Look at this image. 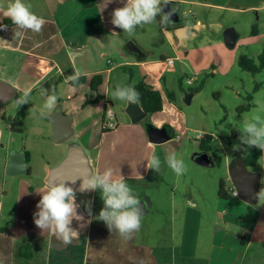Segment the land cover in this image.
<instances>
[{
  "label": "crops",
  "instance_id": "1",
  "mask_svg": "<svg viewBox=\"0 0 264 264\" xmlns=\"http://www.w3.org/2000/svg\"><path fill=\"white\" fill-rule=\"evenodd\" d=\"M9 2L0 0V24L5 25L4 20L8 18L4 16V11ZM24 2L31 5V11L44 18L45 24L40 32L18 29L15 24H7L6 30L0 29V81L16 90L11 100L0 105V126L8 131L5 141L3 137L1 141L0 167L3 164L5 173L19 177L16 200L9 197L4 186L0 188V227L6 228L0 232V264H264V218L260 219L258 209L252 215L240 217V206L249 202L231 195L232 188H236L230 172L232 163L228 164L232 186L229 189L226 187L228 197L219 196L218 210L210 219L212 241L205 253V241L203 248L200 234L205 216L199 205H192L191 189L189 196L181 202L184 206L182 212L178 210L179 214L182 213L183 224L181 239L176 240L175 205L179 202L176 201L178 182H175V174L173 183H169L171 191H165L169 194L165 201H169L171 214L164 218L170 221L171 231L158 225L154 230L144 226V217L153 213L156 203L155 198L146 196L145 192L163 194L169 171L164 162L166 147H174L176 155L179 152L180 144L174 134L175 123H149L145 122L146 118L139 122H133L131 118L130 121L123 119L120 123L117 117V126L113 130L103 131L106 110L110 107L107 96L112 82L111 73L118 65L156 63L161 77L171 65L168 58H174V64L175 54L176 58H189L197 56L200 49L204 51L202 45L198 47L194 42H183L180 31L191 30L194 24L200 25L202 17L209 21L214 11L239 12L250 18L251 12L259 13L264 9V0H173L180 9L182 21L169 25L161 22L163 14L156 17L160 24L159 34L171 47L167 49L162 42L156 51L155 48L141 45L135 37L122 36V29L111 23L114 9L123 7L126 0ZM188 6L192 10V24L182 15L188 14ZM228 26V21L219 20L204 27L209 46L214 44L212 35L217 46L224 42V32ZM15 31H21L22 36L14 38ZM156 53L161 62L158 58L150 59ZM70 69L74 73L81 71L86 81L79 85L71 84L68 77L64 76ZM172 71H175V64ZM95 74L102 75V82L93 90L91 81ZM55 77H59L61 84L66 83L68 97H57L56 106L47 114L52 124L53 141L65 143L66 146L56 164L45 163L44 175L39 183H34L32 176L36 172V163L33 151L28 145L23 146V143L11 146V134L15 130L12 129L13 121L6 123L5 107L15 98L18 101L28 90L30 94L39 91L41 95H52L44 85ZM54 86L58 90L60 85L54 83ZM98 95L103 96V101L96 99ZM150 126L166 128L168 138L161 142L153 141ZM126 127L132 128L129 134ZM117 136L121 137L114 140ZM75 144L83 147L93 171L103 172L112 168L114 176L123 177L138 199L149 201L150 209L141 215V227L132 239H123L117 230L110 231L106 223L99 219V212L104 206L99 189L89 193L76 192L77 212L72 227L77 235L70 245L65 247L52 232H42L35 225L33 214L41 198L38 191L45 187L51 170ZM89 148L96 151L95 157L87 153ZM16 151L25 153L27 168L24 172L11 174L8 172L9 163L11 154ZM153 153L161 159L159 173L147 168L146 158ZM224 181L226 183L227 180ZM261 188H264L263 176ZM89 207L91 214L88 212ZM158 209L162 211V207ZM155 215L163 216L158 213Z\"/></svg>",
  "mask_w": 264,
  "mask_h": 264
},
{
  "label": "rangeland",
  "instance_id": "2",
  "mask_svg": "<svg viewBox=\"0 0 264 264\" xmlns=\"http://www.w3.org/2000/svg\"><path fill=\"white\" fill-rule=\"evenodd\" d=\"M186 8L188 14L182 13V15L192 24L194 22L190 20L192 19V10L189 6ZM211 17L209 21L202 17L201 26L194 24L191 25V30L184 29L180 31L183 42H194L198 47L202 45L204 51L200 49L197 56L189 58H176L175 54V71H172L174 66L172 63L168 66L167 73L162 74L161 77L156 63L118 65L111 73L112 82L107 96L110 107L115 111L116 117L121 123L123 119L130 121L131 117L127 112L128 101L111 99V93L115 91L117 85L130 86L144 79L162 91L164 108L158 111L159 114L156 112L149 114L145 122L152 123L155 121L161 123L170 121L175 123V133L179 140L176 141L180 144L177 158L184 161L187 170L182 175H177L169 168L163 185V194L158 193L156 195L153 192H145L146 196L155 198L156 203L153 213L148 215L149 217H144V226L154 230L156 229L155 226L158 225L167 231H171L170 221L167 222L168 220L164 218L171 214L169 201H165L169 194L165 191H171L169 183H173L172 180L175 174V182H178L175 194L177 196L176 201L179 202L175 205L176 240L181 239L182 232V213L179 214V211L182 212L184 206L182 207L181 202L189 196L188 193L191 189L193 192L192 205H199L205 216L204 223H202V232L200 233L202 247L205 241V248L203 247L205 253L206 250H209V242L212 241V238H210V233H212L210 219L214 217L218 210L220 180H227L226 187L228 189L232 186V182L229 180L228 164L229 162L235 163L238 158L243 157V151L250 148L245 144H241V132L238 128L245 119L251 117L253 110L258 108L257 100L264 107V70L252 73L243 69L238 62L241 54H246L257 60L263 49L264 9L260 10L259 13L257 11L251 12L250 18L239 12L225 13L220 11H214ZM219 20L228 21L229 25L234 27L239 34L233 47L229 46L226 40L217 46L213 35L211 41L214 44L209 46L210 43L204 32V27H208L213 22L217 23ZM166 24L173 23L168 22ZM254 25L258 27V34L252 33ZM159 27V21L155 18L152 23L137 26L133 33L121 30V35L135 37L141 45L149 49L155 48V51L162 45V42L165 43L164 46L167 49H171L164 36L159 34ZM157 58L161 62L158 53L150 57V59ZM189 78H194L192 84L188 82ZM54 83H59L58 90H56ZM257 84H259L258 88ZM199 86H201L200 89L194 91L193 88ZM44 87L48 89L49 93H53L57 97H63L64 99L68 97L67 85L66 83L61 84L59 77H55ZM170 91L175 92L174 99L169 98L168 92ZM190 92L194 93L191 100L188 101L187 96ZM46 98L47 96L41 95L38 91L30 94L29 103L27 104L20 105L15 98L5 107L6 123L10 124L13 121L15 126L23 128L22 131H14L11 134L13 138H11V146L23 143V146L28 145L33 151V159L36 163V172L32 176L34 183H39L44 175L45 163L56 164L63 156L66 146L65 143L53 141L52 124L48 119V114L45 116L40 114ZM96 99L103 101V96L98 95ZM169 102L172 104H169ZM125 130L129 134L132 128L126 127ZM7 132L6 129L4 130L0 126V156L2 155V137L5 141ZM199 132L212 135L211 146L215 152L212 165H201L192 157L194 153L203 151L201 147L203 140L195 137ZM109 136L111 137V135ZM190 136H194V138H190ZM119 137L121 136L115 137L114 140L119 139ZM108 143L109 141H107ZM86 151L92 157H95V150L89 148ZM249 168L261 172L264 177V153L258 159L257 164ZM22 176L27 177V175ZM18 185L19 177L5 173L2 164V167H0V188L4 186V189L9 193V197L15 199L18 193ZM158 207H162V211ZM256 209L260 211V219L264 218V201L243 203L238 213L240 217L252 215ZM176 210H179L178 213ZM155 213L163 214V216H157Z\"/></svg>",
  "mask_w": 264,
  "mask_h": 264
},
{
  "label": "clouds",
  "instance_id": "3",
  "mask_svg": "<svg viewBox=\"0 0 264 264\" xmlns=\"http://www.w3.org/2000/svg\"><path fill=\"white\" fill-rule=\"evenodd\" d=\"M173 0H126L123 7H117L112 13L111 23L124 32L133 33L137 26L152 23L158 15H162L161 22L171 21L172 13H164L163 7L172 3ZM4 16L11 19L18 29H30L33 32H40L45 24L44 18L31 11V5L24 0H10ZM0 29H7V25L0 24ZM22 36L21 31L14 32V38ZM83 73L79 70L74 75L68 77L76 82ZM30 90L25 91L17 101L20 105L29 103ZM57 96L48 95L42 106L41 116H45L56 106ZM111 99H119L136 103L139 93L131 86L117 85L115 91L111 93ZM258 108L253 110L250 118L244 120L238 128L241 132L240 142L248 147H256L264 152V107L257 100ZM47 110V111H45ZM147 168L161 171V159L155 153L147 158ZM169 168L177 175H182L187 169L183 160L178 159L175 148L166 147L165 160ZM143 179V177H140ZM80 192L101 190L103 208L99 212V219L103 220L110 231L117 230L119 235L130 240L133 234L141 227V201L133 194V189L123 177L114 176L112 168H107L103 172L92 171L82 174ZM75 182H55L52 179L46 182L43 189L38 191L41 198L38 201L37 211L34 215L35 225L44 231L52 232L65 247L70 245L77 233L73 230L72 222L77 212L76 192L72 184ZM232 196H238V192H233ZM259 202L264 201V188L254 194ZM91 214V208H88Z\"/></svg>",
  "mask_w": 264,
  "mask_h": 264
},
{
  "label": "water",
  "instance_id": "4",
  "mask_svg": "<svg viewBox=\"0 0 264 264\" xmlns=\"http://www.w3.org/2000/svg\"><path fill=\"white\" fill-rule=\"evenodd\" d=\"M177 9L176 12L171 15V23H179L182 21V16L180 14L179 7L174 3H169L167 6L163 7V12H171L172 9ZM226 43L233 47L238 38V33L235 28L229 26L225 29L224 32ZM133 51H138L137 49L131 48ZM194 92L188 93L187 100H191V96ZM16 95L15 88L7 85L5 82L0 81V105L11 100ZM127 112L131 117L133 122H139L144 120L148 112L142 107L140 101L136 103H128ZM176 136V133H174ZM159 135H162V138H159ZM150 136L151 139L155 142H161L168 138V132L166 128H157L155 126H150ZM193 159L205 166L212 165L214 163V156L212 152L208 150H203L201 152L194 153L192 155ZM27 168V161L25 153L23 152H13L11 154V162L9 163L8 172L11 174L24 172ZM92 167L90 166L89 158L86 155L82 146L75 144L71 146L67 156L55 166L49 175V180L52 179L55 182H69L74 181L75 183L72 186L77 189V192H80L78 189L81 184V179L79 177L85 173H91ZM232 175V181L238 190L239 197L249 203H257L258 197L254 194L259 192L262 185V174L258 171H252L247 166L244 157L237 159L235 163L232 164L230 169ZM92 191H85L84 193H89ZM142 214L148 212L150 209V203L148 200H141ZM141 214V215H142Z\"/></svg>",
  "mask_w": 264,
  "mask_h": 264
},
{
  "label": "trees",
  "instance_id": "5",
  "mask_svg": "<svg viewBox=\"0 0 264 264\" xmlns=\"http://www.w3.org/2000/svg\"><path fill=\"white\" fill-rule=\"evenodd\" d=\"M4 24L5 25L13 24V22L11 21L10 18H5ZM252 33L258 34L257 25H254V27L252 29ZM238 62H239V65L243 69L248 70L252 73H257L259 71L264 70V45H263L262 51L258 55L257 60L253 57L246 55V54H241L238 58ZM72 75H74L73 69L66 71L64 74L65 77H70ZM86 79L87 78L85 75H81L78 81L73 82L70 80V83L79 85V84L85 82ZM101 82H102V75L101 74H95L92 77V81H91L92 88L97 89L98 85ZM130 86L134 87L135 90L139 93V99L138 100L140 101L142 107L148 112V115L163 109V107H164L163 94H162V91L160 89L155 88L153 85L147 83L144 79L140 80L136 84H131ZM200 87L201 86L195 87L193 89H194V91H197L200 89ZM258 87H259V84H257V88ZM168 95H169L170 99L175 98V92L170 91V92H168ZM244 108H247V107H244ZM20 124H21V122H20ZM12 129L15 131H22L21 126L17 127L14 124L12 125ZM113 129L114 128H105L103 126V131H110ZM201 140H203V142L201 144L202 150H204V151L208 150V151L212 152V154H215V152L211 146L212 135L206 134L205 138H203ZM27 154H28V152H27ZM262 155H263V152L256 147H250L249 149L243 151V157H244L245 162H246L248 167L256 165L258 162V159ZM219 196H221L223 198L228 197V190L226 188V183H225L224 179L220 180ZM5 230H6L5 227H0V232L5 231Z\"/></svg>",
  "mask_w": 264,
  "mask_h": 264
},
{
  "label": "built area",
  "instance_id": "6",
  "mask_svg": "<svg viewBox=\"0 0 264 264\" xmlns=\"http://www.w3.org/2000/svg\"><path fill=\"white\" fill-rule=\"evenodd\" d=\"M170 64L174 62V58H168L167 59ZM111 62V61H109ZM188 82L192 84L194 82V78H189ZM117 126V117L115 111L109 107L106 110L105 114V120H104V127L105 128H115ZM176 137V136H175ZM197 139H203L205 138V134L203 132H199L195 136ZM190 138H194V136H190ZM233 192H238L236 188H232Z\"/></svg>",
  "mask_w": 264,
  "mask_h": 264
},
{
  "label": "flooded vegetation",
  "instance_id": "7",
  "mask_svg": "<svg viewBox=\"0 0 264 264\" xmlns=\"http://www.w3.org/2000/svg\"><path fill=\"white\" fill-rule=\"evenodd\" d=\"M139 200L141 201V200H143V198L142 199H139Z\"/></svg>",
  "mask_w": 264,
  "mask_h": 264
}]
</instances>
